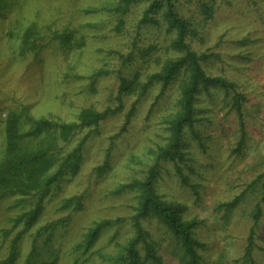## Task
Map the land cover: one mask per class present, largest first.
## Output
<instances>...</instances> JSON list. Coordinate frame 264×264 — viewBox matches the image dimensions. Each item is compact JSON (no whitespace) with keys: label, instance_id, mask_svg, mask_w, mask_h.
Returning a JSON list of instances; mask_svg holds the SVG:
<instances>
[{"label":"rangeland","instance_id":"1","mask_svg":"<svg viewBox=\"0 0 264 264\" xmlns=\"http://www.w3.org/2000/svg\"><path fill=\"white\" fill-rule=\"evenodd\" d=\"M174 1L195 30L189 40L192 48L207 55L202 60L205 72L222 76L235 87L201 86L194 122L182 133V157L159 162L156 193L178 206L183 220L200 222L193 229L201 243L196 261L191 262L175 233L149 213L140 220L149 234L150 250L138 242L142 264H248L243 254L256 204L262 213L252 254L254 264H264V0H203L214 8L208 19L200 9L202 0ZM118 3L14 0L0 15V155L6 114L20 105H27L34 117L67 122L76 120L83 108L121 106L93 129L83 145L79 168L53 183L29 224L28 213L36 206L33 195L0 200V260L16 241L13 264H26L27 258V264H122L126 244L136 235L131 219L138 194L130 185L143 180L158 150L171 140L170 122L181 109L187 71L182 68L164 90L154 80L139 95V86L180 52L172 46L175 31L168 29L161 12L157 22L139 25L148 2L132 3L117 31L119 14L109 8ZM30 23L43 33L71 31L83 44L73 41L69 47L47 40L40 51L22 52L20 34ZM130 52L132 59L122 63L119 54ZM121 76L139 82L136 92L122 101L117 97ZM234 90L244 96L241 115L233 107ZM134 101L127 130L120 133ZM87 130L68 142L59 141V159ZM45 137L38 134L28 144L35 148ZM56 169L57 165L51 174ZM239 195L226 209V203ZM117 218L122 221L91 236L101 220ZM57 219L65 224L45 228Z\"/></svg>","mask_w":264,"mask_h":264},{"label":"trees","instance_id":"2","mask_svg":"<svg viewBox=\"0 0 264 264\" xmlns=\"http://www.w3.org/2000/svg\"><path fill=\"white\" fill-rule=\"evenodd\" d=\"M13 1L0 0V15L9 10ZM139 1L148 2L139 19V25L157 22V16H160L162 13L169 24L168 29L175 31L172 46L180 52V55L176 58L167 59L162 65L161 70L153 73L148 78V81L140 86L136 80L121 76L117 94L118 99L122 101V97L134 94L138 86L140 88L137 92H139V95H143L154 80L160 82L162 90H164L182 68L186 69L187 75L181 87V109L170 122L171 140L166 146L158 150L155 161L147 169L143 180L137 184L130 185L136 189L138 194L136 214L131 219L136 235L127 242L125 254L121 257V261L122 264L143 263L137 244L141 240L146 246V252L150 251L149 243L147 242L149 234L142 229L140 220L149 213H153L175 233V236L181 241L186 255L190 258L191 262H194L197 258L196 249L201 243L193 237V229L200 222L195 218L183 220L179 215V207L161 199L156 193L155 182L159 175V162L162 158L166 157H182V151L180 150L182 133L186 126H192L194 122V102L200 87L220 86L224 89H234L235 84L222 76L209 75L205 72L202 60L207 58V55L205 53H198L192 48L189 40L194 37L195 30L190 28V20L174 7V0H119L117 5L109 8L110 11H115L119 14L115 27L117 31L121 29L124 23L123 15L127 12L129 6ZM200 5V9L205 14V19H208V16L210 17L214 11L213 5H207L203 0ZM20 39L22 52L40 51L48 44L47 40H55L62 46L69 47L73 45V41L79 42L80 46L83 44L81 43V39L75 38L71 31L52 29L48 33H43L39 31V27L35 23H30L23 29ZM119 55L122 63L132 59L131 52L126 55ZM233 92V107L238 115H241L244 96L236 90ZM136 102L134 101L127 111L124 122L119 130L120 133L127 130ZM119 106L116 108L106 107L103 110L83 108L78 112L76 120L71 122L56 118L34 117L27 105H20L19 108L9 111L6 114L4 134L1 140L0 200L5 196L13 194L33 195L36 198V206L28 213L26 222L29 224L32 218H34L41 200L50 193L53 183L61 175L67 173L68 170L75 172L79 168L83 145L87 137L91 135L93 129L109 116L114 115L119 110ZM26 124L29 126L28 129L23 128ZM85 129L88 130L78 143L62 159H59V141L68 142L74 135ZM42 133H45L46 137L43 141H40L37 147L31 148L30 144H28L29 141ZM26 135H29L31 138L26 140ZM55 165H57V169L51 174L52 168ZM260 178L261 175L256 177L251 182V185H255ZM241 197L242 195L236 196L226 203V209H231ZM261 198L264 201V186ZM76 199L78 200V198ZM261 213L260 205L256 204L253 213V223L250 227L247 245L243 254L244 263L254 264L252 250L254 247L255 230ZM121 221V218L114 220L103 219L96 224L95 228L90 231V234L93 237L101 228L118 224ZM60 224H65L64 219L51 221L46 224L45 228L54 229ZM7 232V230L4 231L5 234ZM15 251L16 241H13L8 256L1 259L0 264H13ZM34 251L35 248L32 249L29 256L33 255ZM28 260L29 258H27V262Z\"/></svg>","mask_w":264,"mask_h":264}]
</instances>
